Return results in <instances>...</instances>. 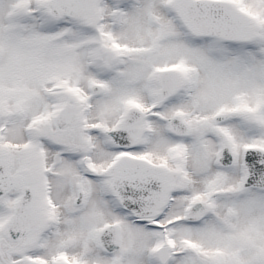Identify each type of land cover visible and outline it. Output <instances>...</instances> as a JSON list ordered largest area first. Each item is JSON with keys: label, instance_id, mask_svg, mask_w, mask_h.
I'll use <instances>...</instances> for the list:
<instances>
[{"label": "snow or ice", "instance_id": "1", "mask_svg": "<svg viewBox=\"0 0 264 264\" xmlns=\"http://www.w3.org/2000/svg\"><path fill=\"white\" fill-rule=\"evenodd\" d=\"M0 264H264V0H0Z\"/></svg>", "mask_w": 264, "mask_h": 264}]
</instances>
